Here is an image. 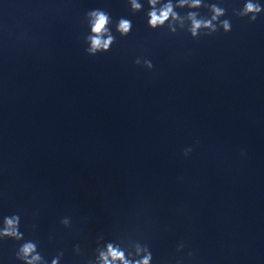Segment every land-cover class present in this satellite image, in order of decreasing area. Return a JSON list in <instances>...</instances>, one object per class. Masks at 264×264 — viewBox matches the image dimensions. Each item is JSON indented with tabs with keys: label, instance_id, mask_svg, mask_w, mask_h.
Listing matches in <instances>:
<instances>
[{
	"label": "clouds",
	"instance_id": "clouds-1",
	"mask_svg": "<svg viewBox=\"0 0 264 264\" xmlns=\"http://www.w3.org/2000/svg\"><path fill=\"white\" fill-rule=\"evenodd\" d=\"M127 3L132 13L144 9L141 0H127ZM147 4V25L152 30L166 27L169 34L187 32L194 40L212 36L221 30L224 33L232 30L231 20L225 18L228 10L221 6L222 0H147ZM201 8L207 9L208 14L202 15L199 11ZM184 9L187 11H178ZM262 13L264 5L259 0H244L242 7L232 9L233 16L247 17L250 23L255 22ZM84 22L88 28V32L83 35V42L87 45L85 52L89 56L109 52L116 43L111 15L101 8L91 9L85 13ZM132 28V22L128 18L121 17L115 22V30L121 37L128 36ZM134 63L148 70L154 67L151 60L143 57H137ZM191 152V147L185 148L183 155L187 157ZM60 223L65 228H70L71 217H62ZM20 229L21 216L18 213L4 216L0 220V241L19 242L15 250V259L19 264H60L64 257L62 250L49 260L40 251L39 241L26 239ZM53 239L54 236L50 235L49 240ZM185 248V242L181 241L176 247V252L180 255L174 261L161 258L157 264H197L195 250L188 249L185 252ZM73 253L82 258V264H153L154 261L151 244L138 229L117 230L110 240H106L103 233H100L91 255H86L80 244L73 247Z\"/></svg>",
	"mask_w": 264,
	"mask_h": 264
}]
</instances>
